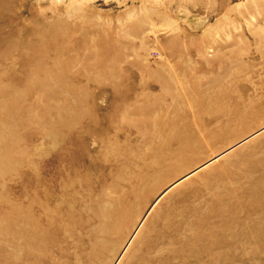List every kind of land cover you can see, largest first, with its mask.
Instances as JSON below:
<instances>
[{
    "label": "rangeland",
    "instance_id": "obj_1",
    "mask_svg": "<svg viewBox=\"0 0 264 264\" xmlns=\"http://www.w3.org/2000/svg\"><path fill=\"white\" fill-rule=\"evenodd\" d=\"M10 10L0 264H264V0Z\"/></svg>",
    "mask_w": 264,
    "mask_h": 264
},
{
    "label": "bare ground",
    "instance_id": "obj_2",
    "mask_svg": "<svg viewBox=\"0 0 264 264\" xmlns=\"http://www.w3.org/2000/svg\"><path fill=\"white\" fill-rule=\"evenodd\" d=\"M11 2H12V0H0V18H3L5 16V14H8V13L10 14ZM74 3H76V2H74ZM47 21H49V20H47ZM53 22L55 23V25H52L51 27L44 28L41 31L39 30L40 32H37V29L33 28L32 30H29L28 32H26L24 35L20 32L17 34H14V35L13 34L12 35L4 34V33L1 34V31H0V46H2V47L7 46L6 48L18 46L21 49L27 48V49L31 50L32 51L31 53L36 54L38 52L40 54H45V52H47V49L48 48L50 49L51 45L54 42H56L58 40L59 41L65 40L64 37L66 36L65 34L67 32V30H66L67 27L64 25L63 26L60 25L61 24L60 18L59 19L57 18ZM2 28H6V27H2ZM69 29H71V28H69ZM73 29H74V27H73ZM35 56L40 57V55H35ZM43 56L44 55H41V57H43Z\"/></svg>",
    "mask_w": 264,
    "mask_h": 264
}]
</instances>
